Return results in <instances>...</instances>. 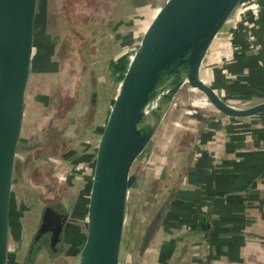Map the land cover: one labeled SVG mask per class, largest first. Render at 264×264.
Instances as JSON below:
<instances>
[{"label": "water", "instance_id": "95a60500", "mask_svg": "<svg viewBox=\"0 0 264 264\" xmlns=\"http://www.w3.org/2000/svg\"><path fill=\"white\" fill-rule=\"evenodd\" d=\"M39 1L0 0V264H9L14 185L34 65ZM245 1L166 0L146 27L120 76L98 134L87 198L85 241L76 264H123L129 196L139 183L133 168L184 85L203 94L226 117L245 119L264 115V100L246 108L237 107L202 76L210 47L226 31ZM169 70L175 71L176 76L171 88L164 92L163 86L167 85L164 78ZM183 75L188 79L186 84ZM159 94L155 108L143 122L141 104ZM97 105L94 90L92 115ZM29 160L24 161V166ZM167 208L168 200L145 225L137 261ZM69 217V213L54 205L43 207L24 264H34L37 254L45 248L53 256L62 253ZM131 233L130 227L128 239Z\"/></svg>", "mask_w": 264, "mask_h": 264}, {"label": "crops", "instance_id": "0c3cea01", "mask_svg": "<svg viewBox=\"0 0 264 264\" xmlns=\"http://www.w3.org/2000/svg\"><path fill=\"white\" fill-rule=\"evenodd\" d=\"M260 3V13L257 17H254L251 12L245 14V20L248 19L249 22H252L251 25H246V31L252 30L255 36L252 47L248 43V37L242 32L245 24L241 23L240 30L232 33L234 35V47L236 48L232 46L229 48L231 50V53H228L231 56L230 61L227 59L224 61L222 56L224 42L220 45V52L217 50L214 53L211 52L212 54H209L208 57L206 56L207 58L202 67V74L204 67L209 70L213 68L212 70L215 72L213 78H210V76L204 78L209 84L211 80L218 81L217 87L210 85L228 102L235 100L234 94L237 95V93L243 95L237 99L253 100L257 98L264 100V0ZM133 5L137 9L135 5L138 4H132L131 6ZM140 11L147 13L148 8L142 7ZM232 20L234 22L238 21L236 16H233ZM228 30L232 31V28L229 27ZM225 33L223 32L224 40L227 36V33ZM226 45L228 46L227 42ZM218 59L220 60L216 62ZM111 65L112 62L109 63V66ZM122 70L121 68L120 71ZM228 73L231 74L233 80H227ZM121 75L119 73L115 79L114 89L108 104H110L116 93ZM32 79L33 72L30 83ZM89 81L91 86V89H89L90 95L88 98L86 92H83V96L78 97L77 95L73 107L75 109L71 110H75L73 111L74 116H79L76 122L75 118H69V121L76 123L73 125V132L75 133L72 134L74 147L71 150L78 146H86L89 150V146H92L95 152V143L90 141V136L91 133H95L98 138L106 115L105 110L104 116L100 118L101 99L104 94L102 84L104 83L100 79L98 70L93 66L89 74ZM184 88H186V93H198L189 90L187 87ZM229 89L235 92L233 93L234 96H226V92L229 94ZM94 90L97 91L98 105L95 113H93L94 115H92ZM178 96L179 94L150 143L151 145L156 142L155 140L158 138L161 142L165 140L170 142L169 147L165 150L161 151L159 145V149H155L150 154V159L155 160L152 161L155 163L153 172H157L161 177L160 180L165 181V184L158 181L159 185L157 186L159 188L156 191L159 195L157 194L152 198L151 210L156 205L159 207L166 200H168V208L148 247L142 253L138 264H264V115L236 119L226 117L216 110L218 115L214 114L215 116L210 117V111L205 112L200 108H193L191 110L195 114L192 116L194 120L187 124L189 126L181 124L186 127L183 130L181 125L178 127L176 120L180 118V121H182L181 112L190 105H188L186 98L181 97L179 99ZM46 99L48 102L50 101V98ZM36 116L37 114H33L34 118ZM90 116H93L92 122L89 123L91 128H84V123L86 119L89 121ZM45 117L53 126L55 121L64 119V115L62 117L54 115L51 119ZM81 119H83L82 122ZM79 121L82 124H80L81 128L77 133ZM83 128L84 132L82 131ZM221 129L229 133L231 141L227 144L226 155L215 163L210 153L212 148L210 141L213 135ZM54 141L57 140H51L47 144L48 146L43 149L33 148L34 156H37L36 159L33 160V156L26 158L30 160L25 168H29L28 171L31 176L32 173H38L42 168L41 162L45 158L64 155L68 152L61 151V146L59 150H56V153H51L50 150L55 149ZM38 151H41V153L36 155ZM83 153H80L81 156ZM94 156L95 153L92 158L93 162ZM145 163H150V160H144L143 166H145ZM91 171L92 168L88 176L83 175L79 179H75L78 176L73 178L74 175H71L70 180H72L70 183L77 188L76 193L70 190L71 192L68 191L67 198L59 197V199L53 201L43 199V207L54 205L62 209L63 212L69 213L70 217L67 222L62 253L53 256L47 248L42 249L37 254L35 263L42 254H47L51 259H57L64 255L67 250L68 226L71 225L69 222L76 220L72 219L78 217L76 213H79L82 221L79 228L84 244ZM73 179H75V183ZM156 182H151L149 188H152V183L158 184ZM162 194L163 199H160ZM64 204L67 205V208ZM149 209L150 207L147 208L146 206L142 208L143 211L150 212ZM148 221L144 224L146 225ZM144 224L139 238L140 242L145 229ZM76 225L78 227V224ZM74 236L77 238L76 234ZM28 249L29 245L26 244L22 252L23 262Z\"/></svg>", "mask_w": 264, "mask_h": 264}, {"label": "rangeland", "instance_id": "374dc122", "mask_svg": "<svg viewBox=\"0 0 264 264\" xmlns=\"http://www.w3.org/2000/svg\"><path fill=\"white\" fill-rule=\"evenodd\" d=\"M165 1L151 0V4H145L148 5L145 6V8H148V12L144 13L140 11V8L144 4H138L136 9L134 5L131 6L132 4H129L131 1L128 0H40L36 27L33 79L28 89V102L21 151L19 153V174L16 176L14 185L9 264L24 263L23 248L26 244H30L32 231L39 224L43 199L53 201L59 199V197L67 198L68 191L70 190L76 193L77 188L70 183L72 180H70L71 175H74L73 178L78 176L75 179H79L83 175L88 176L92 168V158L95 153L92 146H89V150H87L86 146H78L74 150H71L74 147V140L72 139V134H75L73 132V125L76 124L77 117H79L74 116L73 111L75 110L67 113L66 110L68 111L69 105L65 106L67 109L65 107L62 108L65 110L58 109L60 110L59 112L64 114V119L55 121L54 126L45 117L47 116L51 119L55 114L58 115L56 113L57 109L54 110V99L56 102L57 98L65 90L73 93L70 95L71 99L75 98L74 93L79 97L83 96V92H86L88 98L90 95L89 89H91L89 74L93 66L98 70L100 79L104 83L102 84L104 86V94L101 99V111L99 112L100 118H102L105 110L107 113L110 107L108 103L117 75L125 72L130 59L139 46L146 27ZM144 2L148 3V0H144ZM246 22H249V20L238 19L236 22L231 20L228 27H226L225 32L227 36L223 44L224 46H222V49L224 48L222 51L224 61L225 59L229 61L231 59V56L228 54L231 53V50H229L230 46L236 48L234 47V35L232 33L233 31L240 30L239 26L241 23L245 24L242 32L248 37V43L252 47L255 36L252 30L246 31ZM229 27L232 28V31L228 30ZM226 42L228 46H225ZM111 51L112 53H110ZM108 57L110 58L109 60ZM111 62L112 65L109 66ZM121 68L123 69L122 71H120ZM212 69L209 70L204 67L203 77L206 76L208 78L210 76V78H213L215 72ZM228 76L227 80H233L230 73H228ZM217 82L211 80L210 84L217 87ZM184 87L180 90L178 97H180L179 99L181 97L186 98L190 107H186L181 112L182 121H180V118L176 120L178 127L181 124L189 126L187 124L191 123V120H194L192 119L194 112L191 110L193 108H200L205 112L210 111V115L208 114L210 117L215 116L214 114L218 115V112L203 94L186 93V88ZM76 90L77 93L75 92ZM228 91L229 94L224 91L226 92V96L235 95L236 99L243 96L240 93L233 95L235 92H232L230 89ZM45 98H50V101L48 102ZM236 99L231 100L230 103L241 108H246L262 101L257 98L253 100ZM73 103L75 104L76 102ZM33 114H37L36 118L33 117ZM70 117L75 118V122L69 121ZM81 122L77 123V133L80 131ZM184 125H181L183 130L186 128ZM67 127L68 129L66 130ZM65 130V134H63ZM96 135L95 133H91L90 136V141L95 143V147L97 145ZM51 140L60 141L62 144L61 151L68 152L64 155L45 158L41 162L42 168L38 173H32L33 175L31 176L28 171L29 168L26 169L23 162L28 156H34L33 148L39 147L43 149L48 146L47 144ZM155 141L140 156L133 168V173L139 177V183L132 190L129 197L125 237L126 249L123 255V264H138L140 261L136 260V255L142 227L158 208V205H156L151 210L152 198L157 194L159 195L156 191L157 185H159V182L165 184L163 179L160 180V175L157 172H153L155 170V163L152 161L155 160L150 159V154L155 149H159V145L161 151L165 150L169 147L170 142L169 140L161 142L160 138ZM211 141L212 148L210 149V153L216 163L226 155L227 144L231 141V136L227 131L221 129L213 135ZM83 150L85 151L84 153ZM80 153H83L82 156ZM146 159L150 160V163H145V166H143V162ZM75 179H73L74 183ZM154 181H157L156 183L158 184L149 188L150 183ZM143 183L144 188L142 189ZM160 199H163V194L160 196ZM64 205L67 208V205ZM145 206L147 208L150 207L149 210L151 211H143L142 208ZM76 214L78 217L72 218L76 220L69 222L71 225L68 226L69 232H67L66 238L67 250L64 255L57 259H51L47 254H42L35 264L77 263L83 245V238L79 228L82 221L80 220L79 213ZM76 224H78V227ZM130 227L132 228V236L129 240L128 233ZM74 234H76L77 238H75Z\"/></svg>", "mask_w": 264, "mask_h": 264}, {"label": "trees", "instance_id": "16d2710c", "mask_svg": "<svg viewBox=\"0 0 264 264\" xmlns=\"http://www.w3.org/2000/svg\"><path fill=\"white\" fill-rule=\"evenodd\" d=\"M128 1H131V3H129V4H144V6H142V7H145V6H148V5H145V4H150V2H151V0H148V3H145L144 2V0H128ZM110 2V1H109ZM144 2V3H143ZM39 5H40V1H39ZM151 6V5H150ZM136 7H137V5H136ZM224 40V35H223V32L222 33H220L219 34V36L216 38V40L214 41V43H213V45H212V47H211V49H210V52H209V54H212V53H214V51H219L220 52V45H221V43H224L225 42V40ZM212 52V53H211ZM208 54V55H209ZM208 57V56H207ZM78 82V81H77ZM78 85V84H77ZM78 88H79V85H78ZM76 93H77V90L75 91ZM71 94H73V93H71L70 91H67V90H65L62 94H61V96L60 97H58L57 98V100H56V102H55V99H54V110H56V113L58 114L57 116H60V117H62L64 114H62V112H59L60 110H58V109H62L63 107H65V106H68L69 105V107H68V111L66 110V112L68 113L69 111H71L72 109H73V107H74V103L73 102H75V99H76V95L77 94H75L74 93V96H75V98H73V99H71L70 98V95ZM63 105V106H62ZM62 106V107H61ZM65 109H67L66 107H65ZM65 109H62V110H65ZM56 115V114H55ZM92 118V117H91ZM91 118H89V121L86 119V122L84 123V128L86 127V128H91V127H89L90 125H89V123H91L92 122V119ZM92 126V125H91ZM84 128L82 129V131L84 130ZM85 131V130H84ZM83 131V132H84ZM54 143H55V149L54 150H50V151H52L51 153H56V150H59V148H61V142L60 141H54ZM41 152V151H40ZM49 152V151H48ZM39 153L38 152H36V155H38ZM19 163H20V161H18V165H19ZM19 174V169L17 170V174L16 175H18ZM155 186V183H152L151 184V187H154ZM159 187H157V189H158Z\"/></svg>", "mask_w": 264, "mask_h": 264}, {"label": "bare ground", "instance_id": "6f19581e", "mask_svg": "<svg viewBox=\"0 0 264 264\" xmlns=\"http://www.w3.org/2000/svg\"><path fill=\"white\" fill-rule=\"evenodd\" d=\"M219 36V35H218ZM217 36V37H218ZM216 37V38H217ZM216 40V39H215ZM214 43V42H213ZM213 45V44H212ZM212 47V46H211ZM211 47H210V49H211ZM210 49H209V52H210ZM209 52H208V54H209ZM208 54H207V56H208ZM207 58V57H206ZM175 76H176V72L175 71H172V70H169L168 71V73L166 74V76H165V78L164 79H166V83L165 84H167V85H165V86H163V87H165L166 89H165V91L164 92H166V91H168L170 88H171V86H170V83L172 82V80H174L175 79ZM184 76V75H183ZM185 77V76H184ZM188 82V79L185 77L184 78V83L186 84ZM185 86V85H184ZM162 87V88H163ZM162 94V93H161ZM161 94H159V95H157L154 99H150V100H148V101H146V102H144V103H142L141 105L143 106V108H144V111H143V116H142V121L143 122H145V121H147V119L149 118V115H150V113L152 112V110L155 108V106H156V104H157V102H158V100L160 99V96H161ZM130 197V196H129Z\"/></svg>", "mask_w": 264, "mask_h": 264}, {"label": "built area", "instance_id": "2783aa9c", "mask_svg": "<svg viewBox=\"0 0 264 264\" xmlns=\"http://www.w3.org/2000/svg\"><path fill=\"white\" fill-rule=\"evenodd\" d=\"M260 1L262 0H246L242 5L239 13L236 15L237 19H245V14L247 12H251L252 15L257 17L260 12L261 4ZM252 22H246V25H251Z\"/></svg>", "mask_w": 264, "mask_h": 264}]
</instances>
